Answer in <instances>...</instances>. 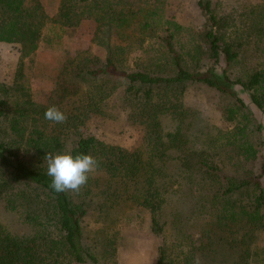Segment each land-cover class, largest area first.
I'll return each mask as SVG.
<instances>
[{
    "label": "trees",
    "instance_id": "1",
    "mask_svg": "<svg viewBox=\"0 0 264 264\" xmlns=\"http://www.w3.org/2000/svg\"><path fill=\"white\" fill-rule=\"evenodd\" d=\"M167 2L60 0L50 17L42 0H0V42L21 53L14 83L0 85V204L29 227L15 233L0 218V264H114L120 224L137 207L150 211L161 239L157 264H264L262 125L234 89L264 114V0L225 14L198 0L207 14L200 30L169 17ZM87 21L105 54L69 57L56 97L37 102L25 58ZM194 84L217 91L220 122L190 114ZM121 90L128 122L142 129L133 149L86 131ZM53 105L65 123L45 120ZM47 152L91 154L98 167L79 192L56 193Z\"/></svg>",
    "mask_w": 264,
    "mask_h": 264
},
{
    "label": "rangeland",
    "instance_id": "2",
    "mask_svg": "<svg viewBox=\"0 0 264 264\" xmlns=\"http://www.w3.org/2000/svg\"><path fill=\"white\" fill-rule=\"evenodd\" d=\"M60 0H42L44 9L50 17L57 12ZM257 0H212L213 11L217 14L240 10L244 4ZM167 15L180 23L200 30L207 21V14L199 7L198 0H168ZM94 23L87 21L81 26L69 29L64 35L60 46L42 44L34 55L25 58V73L31 85L34 100L48 103L56 97L55 78L64 62L78 51L89 50L99 56L105 53L91 41ZM21 53L11 43L0 42V85L11 86L16 77ZM208 60L204 62L207 63ZM217 73L222 74L223 66L217 67ZM237 93L245 100L253 111L256 120L262 125L264 141V114L252 102L250 94L239 85L234 86ZM217 91L202 84L190 85L186 91L185 104L190 114H198L204 120L220 122L217 106ZM128 108L124 106L122 90L115 94L101 113L92 114L86 131L107 142L120 144L133 149L141 144L142 129L130 124L127 120ZM264 162V145L260 152L259 164ZM173 171V167H172ZM168 173H172L170 167ZM172 175V174H171ZM264 181V178H263ZM168 196L174 197L170 185ZM172 193V194H171ZM173 207V204H172ZM171 209V208H170ZM151 213L149 210L137 207L121 222L119 248L114 264H157L158 248L161 239L152 231ZM1 220L15 233H26L28 225L22 218L0 204ZM168 221H173L172 215H166ZM170 227V225H168ZM168 227V233L172 229ZM201 226L197 222H189L187 231L196 238ZM264 244V242L262 243ZM252 264H263L256 259Z\"/></svg>",
    "mask_w": 264,
    "mask_h": 264
},
{
    "label": "clouds",
    "instance_id": "3",
    "mask_svg": "<svg viewBox=\"0 0 264 264\" xmlns=\"http://www.w3.org/2000/svg\"><path fill=\"white\" fill-rule=\"evenodd\" d=\"M44 118L53 124H63L68 119L66 113L55 105L46 109ZM44 159L47 164L46 175L51 177L50 187L56 193L79 192L98 167L97 159L91 154L73 155L67 152L53 155L47 152ZM195 264H199L198 258Z\"/></svg>",
    "mask_w": 264,
    "mask_h": 264
}]
</instances>
